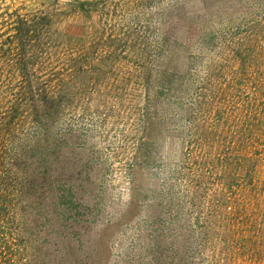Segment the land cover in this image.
<instances>
[{"label":"rangeland","instance_id":"1","mask_svg":"<svg viewBox=\"0 0 264 264\" xmlns=\"http://www.w3.org/2000/svg\"><path fill=\"white\" fill-rule=\"evenodd\" d=\"M36 13L30 259L264 264V0H0V46Z\"/></svg>","mask_w":264,"mask_h":264},{"label":"trees","instance_id":"2","mask_svg":"<svg viewBox=\"0 0 264 264\" xmlns=\"http://www.w3.org/2000/svg\"><path fill=\"white\" fill-rule=\"evenodd\" d=\"M97 2H86L83 6L94 5ZM84 10L88 11L83 8L82 11ZM16 26L21 47L14 41L9 47L0 46V264H35V261L30 259L31 235L28 234L31 231L27 226L29 222L37 221L39 215L34 213L32 207L35 200L34 180L29 166L24 162H28L31 158L28 155L29 146L24 144L22 138L16 139L11 135L16 130L14 126L20 125L24 119L21 113L24 109L18 100L24 96V93L26 94V85L20 84L21 81L17 77L26 79L34 72L37 59L34 42H42L50 37L48 34L52 21L46 14L36 13L32 18L18 14ZM38 31H44V34H39ZM34 33H37L35 38L32 35ZM161 50L166 60L172 59L174 47L167 44L163 45ZM165 75L169 88L177 84L170 73L165 72ZM10 95L13 96L12 102L7 101V96ZM227 166L223 167L225 173H228L234 165L227 164ZM235 175L234 172L227 177L229 182L235 178ZM210 229L211 232L214 231L212 223L204 227L205 233L210 232ZM197 258L202 264H212L207 260L209 257L206 248L199 251Z\"/></svg>","mask_w":264,"mask_h":264}]
</instances>
